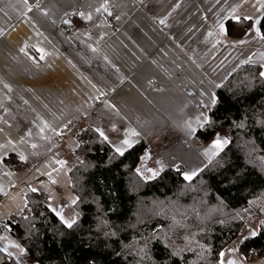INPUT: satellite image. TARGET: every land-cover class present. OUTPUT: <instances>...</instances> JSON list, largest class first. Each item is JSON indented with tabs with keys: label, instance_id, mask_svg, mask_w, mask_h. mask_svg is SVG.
I'll return each instance as SVG.
<instances>
[{
	"label": "crops",
	"instance_id": "crops-1",
	"mask_svg": "<svg viewBox=\"0 0 264 264\" xmlns=\"http://www.w3.org/2000/svg\"><path fill=\"white\" fill-rule=\"evenodd\" d=\"M107 7L117 12L113 26L102 16ZM263 13L264 0H0V222L27 206L34 171L60 166L67 177L78 162L76 146L72 136H55L81 117L114 151L125 139L143 143L138 168L146 178L165 167L184 177L200 170L213 156L206 150L224 140L219 133L207 141L196 136L217 86L242 63L264 72L255 23ZM236 17L252 23L231 38L225 23ZM98 97L95 119L89 113ZM7 156L15 157L13 166ZM48 182H33L32 192L43 193L56 214L67 205L63 217L73 220L72 200ZM242 240L228 244L220 262L264 264L242 255ZM13 244L19 245L4 224L0 248L19 264H36Z\"/></svg>",
	"mask_w": 264,
	"mask_h": 264
},
{
	"label": "trees",
	"instance_id": "trees-1",
	"mask_svg": "<svg viewBox=\"0 0 264 264\" xmlns=\"http://www.w3.org/2000/svg\"><path fill=\"white\" fill-rule=\"evenodd\" d=\"M264 36V13L259 18ZM252 21L227 20L226 34L244 35ZM258 64L242 63L215 90L210 123L201 141L219 133L223 150L186 180L170 167L144 177L137 143L121 155L94 130L81 128L78 162L67 173L71 228L29 191L30 212L7 224L9 234L36 264H221L220 253L246 224L256 236L242 240L243 256L264 258V76ZM14 156L4 161L15 164ZM75 201V203H73ZM0 264H19L0 248Z\"/></svg>",
	"mask_w": 264,
	"mask_h": 264
},
{
	"label": "built area",
	"instance_id": "built-area-1",
	"mask_svg": "<svg viewBox=\"0 0 264 264\" xmlns=\"http://www.w3.org/2000/svg\"><path fill=\"white\" fill-rule=\"evenodd\" d=\"M103 18L105 19V21L107 22L108 26H113L115 23V20L117 18V12L111 8V7H107L106 10L104 9L103 13H102ZM70 33V30L65 31L63 34L67 35ZM88 34H91V30L87 32ZM150 88H155L158 89L159 85L156 82H151L150 84ZM102 98L98 97L96 98V101L93 103V107L91 112L89 113V116H92L95 119H98L99 117L97 116L95 110L96 108L99 106V104L101 103ZM85 124H88L87 122V117H81L79 119L70 121L66 124H64L59 130L58 133L55 136V141L59 142L69 136H73L75 137L77 140H82L81 138V128H83V126ZM83 142H86V140H82ZM142 146H144V144L142 143ZM15 168H23L24 164H16L14 166ZM37 198L40 202H45L46 201V197L43 193H38ZM30 212V209L27 206H24L20 213L18 214H10L7 215L2 222H0V233L4 231V224H10V223H17L18 219L21 216H24L26 214H28ZM252 254H254V251H251Z\"/></svg>",
	"mask_w": 264,
	"mask_h": 264
},
{
	"label": "rangeland",
	"instance_id": "rangeland-1",
	"mask_svg": "<svg viewBox=\"0 0 264 264\" xmlns=\"http://www.w3.org/2000/svg\"><path fill=\"white\" fill-rule=\"evenodd\" d=\"M74 137L72 136V138H71V140H72V143H73V145H74V147L77 145V142H78V140H74L73 139ZM214 156V155H213ZM212 156V157H213ZM41 157V156H40ZM52 159V157L51 158H49L48 159V161H49V163H51V160ZM47 166V163H44V166H43V168H45ZM49 169H51L50 167H49ZM53 169V168H52ZM53 171V173H49V174H45V173H48V172H45V170H42V168H39V170H37V171H34V173L32 174V176L29 178V180H28V182H27V184H28V186H30V188H32V189H34V184H33V182L34 183H36V182H38L39 180H42V181H47V180H49V184L51 183L50 181L51 180H54V181H56L58 184H59V190L63 193V195H65V197L66 198H68V199H70V198H72L71 196V193H70V191H69V189H68V187H67V185L65 184V182H66V179H67V177H66V175L60 170V166H59V168H57V169H53L52 170ZM199 171V170H198ZM197 171V172H198ZM197 172H195V173H197ZM158 173V172H157ZM156 173V174H157ZM40 175H43L42 177H40ZM24 184V183H23ZM45 185H46V183H45ZM66 185V186H65ZM23 187H25V184L23 185ZM21 189V188H20ZM20 189L18 190V192L20 191ZM47 205L49 206V203H47ZM69 205H70V203H69ZM66 206L67 205H63V206H60L58 209V213H60V215H62V216H65L66 215ZM71 206V205H70ZM67 208H69V207H67ZM55 213V212H54ZM56 214V213H55ZM59 216V215H58ZM59 217H61V216H59ZM65 220H68V218H64ZM256 230H257V221H254L253 223H251V224H248V225H244L242 228H241V230L239 231V233L237 234V236L234 238V240L231 242L232 244H235V243H237L238 241H240V240H242L244 237H248V236H251V233L252 232H256Z\"/></svg>",
	"mask_w": 264,
	"mask_h": 264
},
{
	"label": "snow or ice",
	"instance_id": "snow-or-ice-1",
	"mask_svg": "<svg viewBox=\"0 0 264 264\" xmlns=\"http://www.w3.org/2000/svg\"><path fill=\"white\" fill-rule=\"evenodd\" d=\"M24 2H25V4H26V3H27V0H24ZM38 6H39V5H37V7H38ZM105 10H106V8H105ZM29 11H31V8H29ZM97 11H99V9H97ZM88 19H91V17L89 16ZM239 19H240L239 17H236V20H237V21H239ZM244 19H245V20H251L252 18H251V17H244ZM161 23H163V21H161ZM255 23H256V24H260V20L257 19ZM221 29L223 30V25H222V24H221ZM256 31H257V35H260V31H259L258 28L256 29ZM0 35H3V32H2V31H0ZM261 39H264V36H261ZM261 76H264V72L261 73ZM215 104H216V99H215V96L213 95V97H212V99H211V105H209V107H210V106H214ZM208 123H210V121H209L208 117L205 115V116H204V119H203V121H202V123H201V127H203L205 124H208ZM101 135H103V133H101ZM105 139H107V137H105ZM227 143H229L228 140H226V139H225V140H221L219 137H217V139L214 140V142H213V143L210 145V147L206 150V154H209V155H217L220 151L223 150L224 146H225ZM123 146L131 147L132 144L129 142V140L125 139V140L122 142V146L116 148V151L119 152L121 155L124 154V150H125ZM21 159H24V157L21 156ZM61 163H62V162H61ZM138 171H139V170H138ZM149 171H152V170L149 169ZM155 175H156V173L153 172V177H154ZM192 175H195V173H193ZM192 175L185 174V179H186V180H191V179H192ZM35 190H36V189H32V191H35ZM73 203H75V201H73ZM57 215H60V213H57ZM60 218H61V221H62L64 224H66V226H67L68 228H71V227L73 226V224L76 223V221H75L74 219L71 220V221H69V220H65L63 216H61ZM256 235H257L256 232H252V233H251V236H253V237L256 236ZM243 239L246 240V239H248V237H244ZM242 242H243V241H242ZM12 246H13V247H17V248H19V245H15V244H13ZM2 250L7 251L6 248H5V249H2ZM20 251L23 253L24 250H23V249H20ZM8 254L11 255V253H8ZM220 256L223 257V256H224V253L221 252V253H220ZM221 264H223V260H221ZM228 264H235V262H234V261H229Z\"/></svg>",
	"mask_w": 264,
	"mask_h": 264
},
{
	"label": "bare ground",
	"instance_id": "bare-ground-1",
	"mask_svg": "<svg viewBox=\"0 0 264 264\" xmlns=\"http://www.w3.org/2000/svg\"><path fill=\"white\" fill-rule=\"evenodd\" d=\"M82 137V136H81Z\"/></svg>",
	"mask_w": 264,
	"mask_h": 264
}]
</instances>
